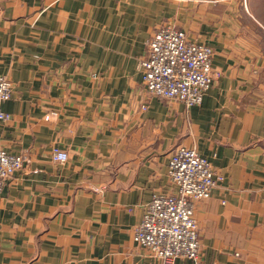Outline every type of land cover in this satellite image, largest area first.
<instances>
[{
  "label": "crops",
  "instance_id": "obj_1",
  "mask_svg": "<svg viewBox=\"0 0 264 264\" xmlns=\"http://www.w3.org/2000/svg\"><path fill=\"white\" fill-rule=\"evenodd\" d=\"M241 6L0 0V76L13 86L0 147L28 159L0 193V264H161L135 229L154 194L176 193L182 146L224 177L195 203L201 264H264V27ZM168 25L214 49L222 77L200 106L143 84L148 43Z\"/></svg>",
  "mask_w": 264,
  "mask_h": 264
},
{
  "label": "built area",
  "instance_id": "obj_2",
  "mask_svg": "<svg viewBox=\"0 0 264 264\" xmlns=\"http://www.w3.org/2000/svg\"><path fill=\"white\" fill-rule=\"evenodd\" d=\"M214 49L190 41L187 34L172 25L158 30L148 43L141 61L143 84L152 97L200 106L209 89L222 77L213 65ZM13 94L12 82L0 76V122L10 119L3 104ZM55 162H66L67 152L54 148ZM25 155H13L0 147V193L5 182L24 168ZM168 176L176 193H156L148 204L134 241L150 250L161 264L187 259L201 264V242L195 217V203L209 199L224 180L210 161L195 148L178 147L173 153Z\"/></svg>",
  "mask_w": 264,
  "mask_h": 264
},
{
  "label": "rangeland",
  "instance_id": "obj_3",
  "mask_svg": "<svg viewBox=\"0 0 264 264\" xmlns=\"http://www.w3.org/2000/svg\"><path fill=\"white\" fill-rule=\"evenodd\" d=\"M250 0H241V9L244 10V12L247 15V19H256L261 22V24L264 27V0H252L251 4L249 5ZM249 7V11H248ZM249 12V14H247ZM252 16V17H251ZM256 21V22H257ZM250 22H254L253 20H250ZM255 23V22H254Z\"/></svg>",
  "mask_w": 264,
  "mask_h": 264
}]
</instances>
